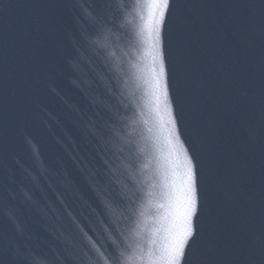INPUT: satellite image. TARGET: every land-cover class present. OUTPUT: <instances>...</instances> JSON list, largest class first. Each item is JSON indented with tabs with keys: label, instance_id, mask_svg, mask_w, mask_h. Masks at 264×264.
<instances>
[{
	"label": "water",
	"instance_id": "obj_1",
	"mask_svg": "<svg viewBox=\"0 0 264 264\" xmlns=\"http://www.w3.org/2000/svg\"><path fill=\"white\" fill-rule=\"evenodd\" d=\"M177 260L264 264V0H0V264Z\"/></svg>",
	"mask_w": 264,
	"mask_h": 264
},
{
	"label": "snow or ice",
	"instance_id": "obj_2",
	"mask_svg": "<svg viewBox=\"0 0 264 264\" xmlns=\"http://www.w3.org/2000/svg\"><path fill=\"white\" fill-rule=\"evenodd\" d=\"M171 0H155V6L158 9L159 15L163 16L165 9H167L170 6ZM191 182H192V175H191V168H189V192H190V197L187 202V208H186V231H185V239H193L194 240V231L191 223V217L193 213L196 210V199L195 195L192 194V189H191ZM184 249H185V244L184 241H181L180 245L178 246L176 255L177 257L183 256L184 255ZM173 264H180V262L174 261Z\"/></svg>",
	"mask_w": 264,
	"mask_h": 264
}]
</instances>
